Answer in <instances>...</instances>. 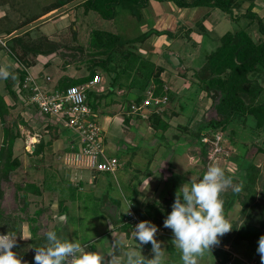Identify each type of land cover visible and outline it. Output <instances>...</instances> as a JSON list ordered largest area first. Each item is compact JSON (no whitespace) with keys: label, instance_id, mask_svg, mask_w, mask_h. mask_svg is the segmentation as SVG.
<instances>
[{"label":"rangeland","instance_id":"obj_1","mask_svg":"<svg viewBox=\"0 0 264 264\" xmlns=\"http://www.w3.org/2000/svg\"><path fill=\"white\" fill-rule=\"evenodd\" d=\"M260 5L262 4L260 3ZM262 6L264 7V4ZM121 12L115 8L113 16L105 18L97 11L90 10L85 13L82 7H79L76 10V40L74 43L66 42L60 44V46H65L67 51L66 56H72L74 60L72 62L81 68L79 74H81L82 78H86L85 80L70 79L68 84H78L86 80L88 81L92 71L102 76L99 84L92 85L86 90L89 99L88 104L91 107L92 105L95 106L93 110L96 112V120L104 130L108 142L107 154L115 155L119 157V160H122L124 156L129 157V153H125L126 150H123V146L129 147L128 150L133 149L134 154L131 155V161H129L128 165H121L114 174L104 172L101 176H98L97 173L92 172L85 165L73 162L69 141L77 136L76 132L69 128H63L61 129L60 136L59 130L57 131L59 125L55 122V119L39 113L34 105H25L23 102L9 105V116L6 117L4 124L11 128L17 125L19 138L17 137L14 142L13 155L21 156L22 164L16 167L15 170H10L7 178H2V181L0 180V187L3 192L0 209L2 215L9 217L8 226H6V223L2 224L1 220L0 226L3 229H0V233H3V230H5L4 226L7 227V230L10 226V233H14L16 236V246L13 250L21 258L22 264H36L34 259L35 247L43 246L46 243V235L41 244L38 239L49 230L56 231L61 238L78 240L81 244L85 240L94 238L92 240L93 245L89 243L86 245L82 244V246H87L90 251L99 252L106 258V261L110 259L108 257L109 253L121 255L122 260V251H126L127 247H137L142 251L143 255L152 258L151 243L141 245L140 248L138 245L139 241H135L132 235L135 226L141 221H150L157 226L156 239L161 243V247L165 253L164 264H182L181 254L172 244L174 238L172 230L164 227L162 222L157 224L151 218L146 220L137 215L135 207H142L145 203L144 201L140 202V199H143L145 196L146 202L155 200L159 202V205L168 208L170 197L172 196L175 199L178 189L183 184L190 182L191 177L201 179L210 163L218 164L224 169L226 174L231 173L233 184L236 185L240 182V175L243 174V171L238 170V165L234 158L241 154L244 150L243 148L247 146L245 158L256 160V155L260 152L257 150V147H264V140L262 141L264 138L263 130L252 132L251 129H245L234 122L230 123L225 130L220 127V124L215 129L212 128V122L210 121L220 119L221 117L218 116L215 109V103L218 101V98H213L206 91H201L194 76V72H197L201 67L203 68L205 55L219 43L220 35L227 30L238 27L240 18L231 20V29L224 26L227 29H222L221 33H219L221 28L216 30L217 34L214 37V42H209L207 45L199 47L197 49L198 53H195V58L188 56L189 51L184 50L178 44H175L173 48L172 44L155 45L145 42V39L134 42L118 41L110 50L111 58L107 57L106 53L98 54L95 52V48L89 47L92 30L97 29L117 34L121 32L126 36L132 33L137 34L134 33L137 27L127 29L126 22H121ZM259 12L262 13L263 10ZM120 36L122 40L126 39L122 35ZM80 45H82V48H79ZM187 45V49H190L191 44L188 43ZM173 49L178 50V54L182 55L185 63L188 64L174 67V71H177L176 73L178 74L183 73L184 78L189 81L193 80V83L189 87H179V85L175 86L176 84L173 83H170L172 87H165L163 84L161 94L154 95L153 91L157 87L155 83V70L158 65L155 62L158 60L156 55L159 60H162ZM146 50H151L156 55L152 59L147 58L150 56L147 55ZM189 58L194 60L189 61ZM146 59L152 63L151 74L149 75L147 84L144 87H140L139 84L146 79L149 71V68L145 64ZM102 60H106L104 64H100ZM53 62L54 66L60 69V64H58L57 60L53 59ZM100 65H105L106 68ZM69 73L78 76V71L75 69L72 72L69 71ZM2 80L3 77H0V94L4 95L11 103L13 99L6 91L4 81ZM184 83L186 85L187 81ZM58 88L62 89L61 87ZM164 96L165 100H163ZM110 115L115 117L109 121ZM158 115L162 117L161 119L168 122L169 126L166 130L152 126V118ZM140 119L144 120L142 126L139 123ZM4 124L0 123V139L1 126ZM198 128L206 130L207 135L211 139H213V134L219 133L221 136L219 145H221L222 149L228 151L229 156H225L222 150L215 153L210 152L211 143H208V150H206V154H203L201 145L196 142V138L194 137V133ZM230 128H233L235 132L230 133ZM44 129L50 132H45ZM41 130L44 131L43 135H46L47 139L52 137L53 139L51 138V140L54 141V138L58 139L61 137L64 142L58 139L53 148H51L53 152L47 153L42 159H37L36 156L31 154V145L35 144L36 141L34 138L30 139V136L38 137L35 131L42 133ZM144 131L148 132L144 140H140L139 144L136 143V146H133L131 142L134 143L135 137L141 136V133L146 134ZM107 133L113 134L116 139H121V143H119L121 145H116L115 150L111 149L114 139L109 134L107 135ZM259 133L260 135L257 137ZM178 137L183 138V140H178ZM162 138H164L163 141ZM124 139H126L127 143H124ZM161 146H166L169 149L167 152L171 148H174L176 151V154H173V159H170L169 163L166 160L170 152L167 155L165 153L162 154L163 157L160 156L159 148ZM181 148H184L185 154L179 153V149L182 150ZM60 150H62L61 153ZM59 154L62 156L60 157ZM179 154L180 156H177ZM158 156L162 157L159 158L162 160L160 163L158 162ZM260 159L261 156L257 158V162H260L259 169L261 172V177L255 185L257 191L260 190L261 183L264 182V161H259ZM30 165H35L33 168L36 169H31ZM49 167H52V171L54 172L52 183L55 188L53 189L45 188L43 184ZM172 173L177 175L180 180L173 179ZM1 176L2 174H0ZM94 176L95 178H93ZM166 179L168 180L166 181ZM79 180H82L84 183L82 189L77 191L72 190L67 195L68 189L66 185L68 183H77ZM30 182L39 185L42 191L39 195L28 192L25 199L27 204L24 206L18 186ZM140 191L143 195H138L133 200V196L136 193L139 194L138 192ZM232 192V189L229 188L221 194V197L230 196ZM241 197L239 195L232 208L229 209L230 214L227 220L233 229L220 238V241L223 240L222 243L214 246L227 251L228 259L224 262L220 256L213 255V252H208L202 258H198V264H237L241 260H238L235 253L242 255L249 263L250 257L254 256V253H250V247L247 250L246 246L254 248L256 243L249 245L246 241H242L240 244H233L237 237L235 235L236 231H238L243 221L237 215L242 210L240 204ZM61 198H66L65 204L68 206V214L73 216L71 220L67 221V215H60V211H58L57 203ZM113 203L118 206L116 208L115 221L108 215V210H113V207H111ZM38 208H41L42 211L39 215H35L34 210ZM129 210L133 211L137 220L133 223L127 220L128 223L125 225L128 227L124 229L123 224L126 220L124 216ZM27 217L33 218L31 225L35 227L36 236L34 240L32 239L34 244H32L29 234ZM16 219H23L22 222H19V227H17L16 223L18 221L16 222ZM20 237L24 242L20 240ZM116 241L122 243L123 249L115 247L114 242ZM92 246L94 248H91ZM21 249L25 250V256L20 253ZM241 262L247 264L246 261Z\"/></svg>","mask_w":264,"mask_h":264},{"label":"trees","instance_id":"obj_2","mask_svg":"<svg viewBox=\"0 0 264 264\" xmlns=\"http://www.w3.org/2000/svg\"><path fill=\"white\" fill-rule=\"evenodd\" d=\"M180 7L187 6H197V5H208L218 7L225 12H230L233 7H239L244 1H250V4L245 12L247 17L257 19L258 29L261 33H264V24L262 20L251 11V7L253 6L254 0H173ZM128 2L132 3L136 6H145L147 0H86L85 5L87 8L93 9L97 11L101 16L105 18H111L115 13L116 5ZM148 33L144 32L134 38L122 40L121 37L117 33L106 32L101 30H92V37L89 42V47L95 48V52L98 54H105L107 57L111 58L110 50L113 48L114 44L118 41L129 42V41H141L143 40ZM79 48H82L81 46ZM26 45L23 47L22 54L19 55L22 58L26 53ZM133 55L134 53L131 52ZM136 57V55H134ZM106 61V60H105ZM105 61H100V64H104ZM145 64L149 71L147 73L146 79L139 84L140 87H144L147 82L149 75L151 74L152 63L146 59ZM103 68H106L105 65H100ZM157 69L155 70L156 74V84L157 87L154 89V95H159L162 92L163 80L160 78V72L163 70V67L157 65ZM15 72H12L13 75ZM95 71H92L89 75L88 81L91 80ZM9 75L5 78L6 81V89L7 92L16 97L15 91L11 89L12 85V75ZM22 72L18 71V78L21 82L23 79ZM194 76L197 79L198 87H200L201 91H206L209 96L212 95L213 98H218V101L215 103V109L218 113V116H221L220 119L211 120L212 128H216L219 126L225 130L228 128V125L232 122L237 123L243 126L245 129L249 128L252 132L261 130L264 128V39L254 40L250 33L245 29H237L233 32H226L219 38V43L215 48H213L209 53L205 55V63L203 68L194 72ZM13 78V77H12ZM85 80L86 78H81ZM196 81V80H195ZM83 82H87L83 81ZM69 83V82H68ZM67 83V84H68ZM133 83V82H132ZM193 83V82H192ZM195 83V82H194ZM69 85H76V83H71ZM64 85L61 84V88ZM66 87V86H65ZM220 94V96H219ZM87 96V103H88ZM90 106V105H89ZM91 107V106H90ZM92 105V109H93ZM9 104L6 103L2 94H0V123L4 124L6 121V117L9 116ZM159 115L155 118H152L151 124L154 128H160L162 130H166L168 128V122L161 119ZM56 125V124H55ZM59 128V126H58ZM48 129V128H47ZM203 129V128H202ZM201 128L197 129L194 133V137L196 138V142L201 145V150L203 154H206V150H208L209 144L203 143L201 141ZM58 131V129H57ZM47 132H50L49 130ZM60 134V131H58ZM235 132L233 128H230V133ZM19 136V132L17 131V125L14 128L2 125L1 126V145H0V180L7 178V174L10 170L15 169L19 160L16 156L13 155V146L14 142ZM52 137H49L47 140L40 139L37 144L34 145V150L31 152L32 154H37L44 149V147L48 144H51ZM53 139V138H52ZM178 140H183V138L178 137ZM241 154L234 158L238 165V170H242L243 174L240 175V182L235 183L236 185L241 186V191L239 193L232 192L227 195L225 198L221 197L224 201L223 211L224 215L226 212L232 208L233 204L241 195L240 204L242 206L241 220L242 223L238 231H236V241L233 243L235 245L240 244L242 241H246L247 244L251 245L254 243V240L257 239L256 246L258 247V241L261 235H264V182L261 183L260 190L257 191L255 189V185L257 181H259L261 177V172L259 167L254 163L252 158H245V152L247 146L243 148ZM258 151L263 152L264 147L258 146ZM173 179H179L177 175L172 173ZM226 175L231 176V173H227ZM54 173H50V175L46 174L44 179V186L49 189L55 188L52 180L54 179ZM3 178V179H2ZM168 179H166L167 181ZM180 180V179H179ZM0 181V185H1ZM53 184V185H52ZM83 184L82 180H79L75 185L67 184L66 188L68 189L67 195L72 190L77 191ZM18 190L21 191L23 205L26 206L28 192H32L38 194L41 192V188H39L35 183H25L22 186H18ZM2 188L0 187V201L2 198ZM72 198V196L70 195ZM66 198H61L58 201V211L60 214L67 215L66 220H71L73 216L68 214V206L65 204ZM174 198L171 196L169 199V207L164 208L159 205L158 201L145 202L142 207H136V213L139 217L148 220L151 218L155 220L157 224L163 223L167 218V215L172 211V205L174 203ZM115 203V202H114ZM113 203V204H114ZM41 208L35 209V215H39L41 213ZM126 214V213H125ZM108 215H110L108 213ZM111 216V215H110ZM126 216V215H125ZM124 216V217H125ZM112 217V216H111ZM9 217L2 215L0 209V223L2 220V224L6 223L8 226ZM113 218V217H112ZM32 217H27L26 221L28 223L29 232L31 236L32 244H34L33 240L35 239V227L31 225ZM115 221V218H113ZM6 221V222H4ZM18 221L17 227L20 226L19 222H22L23 219H16ZM129 221V220H128ZM127 220L124 221V229L128 226L125 224L128 223ZM16 224L13 226L15 228ZM3 233L7 234L11 232L10 226L8 230L5 227ZM55 228V227H53ZM0 229L3 228L0 226ZM13 229V228H12ZM169 229V228H168ZM20 230V229H19ZM45 234H43L40 239L44 240ZM98 237V236H97ZM96 237V238H97ZM95 238V239H96ZM33 239V240H32ZM92 239L85 240L82 244H92ZM20 240L24 242V240L20 237ZM30 242V238H29ZM223 240L220 241L222 243ZM219 243V244H220ZM91 248H94L93 246ZM213 255L220 256L222 261H226L228 259L227 251L224 249H220L219 247H214ZM20 253L25 256V250L21 249Z\"/></svg>","mask_w":264,"mask_h":264},{"label":"crops","instance_id":"obj_3","mask_svg":"<svg viewBox=\"0 0 264 264\" xmlns=\"http://www.w3.org/2000/svg\"><path fill=\"white\" fill-rule=\"evenodd\" d=\"M85 1L86 0H0V68H4L5 70H7L9 72V75L12 72H15L13 75L11 74L13 77H11L12 90L16 91L17 88L20 87V85L23 83L25 77H30L37 86L46 89L58 88L61 87V84H63L65 87L69 85L67 83L70 79L74 80L76 78H82L81 74H79L81 72V68H79L78 65L72 62L74 61L72 56H66V48L63 45L60 46V44H64L66 42H75L77 36L76 10L79 7H82L85 13L93 10L86 7ZM253 3L254 4L251 7V11L255 13L264 24V7L262 6L264 4V0H254ZM260 3L262 5H260ZM249 4L250 1H244L239 7H233L230 12H225L218 7L208 5L180 7L173 0H147L145 6H136L132 3L122 2L116 5V8L122 11L121 22H126V25L128 26L126 27L127 29L137 27L135 28L136 32H134L137 34H131L130 31H128V33L131 34L129 36L123 35L121 32L119 34L126 39H131L146 32L148 34L144 38L145 42H149L150 44L153 43L155 45L172 44L173 48L175 44H178L184 50L189 51L188 56L195 58V53L198 51L197 49L199 47H201L202 45H207L209 42H214V37L217 34L215 32L216 30H219L221 28V30H219V33H221L222 29H227L226 27L231 29V20L233 19L240 18L238 27L227 30L226 32H233L237 29L245 28L254 40L264 39V33H261L258 29L257 20L247 17L245 14ZM259 11H261L262 13H260ZM254 21H256L255 24ZM224 26L226 27L224 28ZM226 32L222 33L220 37ZM188 43L191 44L190 49H187ZM183 44H186L187 47ZM24 45H26V53L22 58H20L19 55L22 54ZM80 46L82 47V45ZM76 47L78 48V46ZM214 47H216V45ZM146 53L148 56H150L147 58L151 59L154 55H156V53L151 50H146ZM170 53H174L181 61V65L179 67L186 64L183 56L178 54V50L173 49V51H171ZM58 55H60L61 57ZM156 58L158 60L155 62L163 67V70L160 72V77L162 78L165 87H172L170 83L176 84L175 86L179 85V87H189L192 84L193 80H186L182 75L183 73L178 74L176 73L177 71H174L175 68L173 67L172 63L166 59V57H163L162 60H159L156 55ZM53 59L57 60L58 64H60V69L54 66ZM190 60L194 59L189 58V61ZM73 69L78 71V76H74L72 75V73H69V71L72 72ZM18 71H21V75H23V79L21 80V82L17 77ZM2 81H4V87H6L5 78H3ZM186 81L187 84L185 85L184 82ZM83 83L85 82L78 84ZM10 97L13 99V102L11 103L4 96L6 103H8L9 105H13V103L16 102H21L17 95L16 97L10 95ZM114 117L115 116L110 115V118L108 120H113ZM140 120L141 121H139V123H141L142 126L144 120ZM39 124L41 123L39 122ZM57 129L61 132V129L63 128L59 126V128ZM262 130L264 134V128L260 131ZM44 131L46 132L47 130L44 129ZM44 131L41 130L42 133H37V131H35V134L38 137L30 136V139L34 138V140L36 141L35 144H37L41 138L47 140V138L45 137L46 135H43ZM144 132L146 134L141 133V136L139 135L138 137H135L134 143L131 142L133 146H136V143L139 144L140 140H144V138L146 137L145 135H147L148 133L146 131ZM108 134L114 139V141H112L111 149L115 150L116 145H121L119 144L121 143V139H116L113 134L107 133V135ZM59 135L61 136V134ZM259 135L260 133L257 135V137H259ZM54 139L55 140H52L51 144L46 145L44 149L39 153L31 154L33 156H36L37 159H42L47 153L53 152L51 151V148H53V146L56 144V141H58V139H61V137L58 139ZM163 140L164 138H162V141ZM263 140L264 138L262 139V141ZM62 142L64 141L62 140ZM124 143H127L126 139H124ZM35 144L31 145L32 151L34 150ZM166 146H163L164 148L161 146L159 148V151L160 156L162 157V154L165 153L167 155L170 152V155L166 160L167 163H169L170 159H173V154H176V151L174 150V148H171V150L167 152L169 149H167ZM123 148V150H126L125 153H129V157L124 156V158H122V160L120 159L121 161H119L121 162V165H128L129 161H131V155L134 154L133 149L128 150L129 147L125 145L123 146ZM181 149L182 150L179 149V153L185 154V151L183 150L184 148ZM61 151L62 150H60V153ZM59 156L61 157L62 155L59 154ZM160 156L157 157L159 163L162 161L161 159H159L162 158ZM177 156H180V154ZM260 156L261 159L259 161H264V151H260L259 153H257L256 160H254V163L259 168L260 162H257V158H260ZM16 157L19 160V166L22 164V157ZM34 166L35 165H30V168L35 170L36 168H33ZM149 169L151 168L149 167ZM52 172V167H49L46 174L50 175V173ZM97 174L98 176L102 175L101 172ZM93 178H95V176ZM71 184L75 185L76 183ZM37 186L41 188L39 185ZM79 189H82V186ZM138 193L139 194L136 193L137 195L135 194V196H133V200L136 199V196L143 195L141 191ZM143 201L146 202L145 196L143 197V199H140V202ZM229 214L230 211L228 210V212H226L225 214L226 219L228 218ZM60 215L65 216V214ZM237 215L241 217V214L239 212L237 213ZM256 241L257 239L254 240V243ZM255 246L254 248H252V246H246L247 250H249L248 247H250L251 254L254 253V256L250 257L251 259L249 260V263L247 262V259H244L242 255L235 253V255L238 257V260H241L243 262L246 261L247 264H261L260 256L257 252V247ZM241 261L237 264H243Z\"/></svg>","mask_w":264,"mask_h":264},{"label":"clouds","instance_id":"obj_4","mask_svg":"<svg viewBox=\"0 0 264 264\" xmlns=\"http://www.w3.org/2000/svg\"><path fill=\"white\" fill-rule=\"evenodd\" d=\"M9 72L0 68V77L7 78ZM231 188L239 193L240 185H234L231 176L216 163H210L201 179L191 177L175 195L172 211L164 221V227L173 232V246L180 252L182 264H198V258L211 252L220 243V238L233 227L223 211L221 194ZM128 213V212H127ZM126 213V214H127ZM158 229L150 221L139 222L132 233L138 245H152V258L142 254L137 247H127L121 255L109 253V260L97 251L88 250L78 240L61 238L56 231L46 233V243L35 247L36 264H164L165 253L156 239ZM115 247L123 249L121 242ZM16 246L14 233L0 234V264H22L21 258L13 250ZM257 252L264 264V235L258 241Z\"/></svg>","mask_w":264,"mask_h":264},{"label":"built area","instance_id":"obj_5","mask_svg":"<svg viewBox=\"0 0 264 264\" xmlns=\"http://www.w3.org/2000/svg\"><path fill=\"white\" fill-rule=\"evenodd\" d=\"M100 80L101 76L95 73L91 80L83 84L68 85L62 89H46L37 86L30 77H25L15 93L25 105H34L39 113L54 118L61 128H69L77 133L69 141L74 163H81L94 173L114 174L120 168L121 162L115 155L107 154L108 142L104 130L96 120V112L87 103L86 90ZM212 138L207 135L206 130L201 132V141L211 143L210 152L222 150L225 156H229L228 151L219 145L220 134H213ZM127 212L126 220L132 223L137 220L132 210Z\"/></svg>","mask_w":264,"mask_h":264},{"label":"water","instance_id":"obj_6","mask_svg":"<svg viewBox=\"0 0 264 264\" xmlns=\"http://www.w3.org/2000/svg\"><path fill=\"white\" fill-rule=\"evenodd\" d=\"M166 59L172 63L173 67H177L181 65V61L179 60V58H177V56L174 53H167L165 55ZM113 210H108V213L115 218L116 217V208L118 207L116 204H112ZM109 209V208H108Z\"/></svg>","mask_w":264,"mask_h":264}]
</instances>
